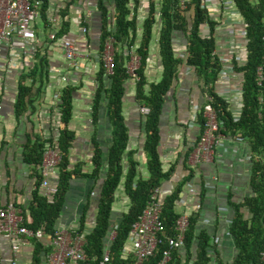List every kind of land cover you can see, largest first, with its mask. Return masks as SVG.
Wrapping results in <instances>:
<instances>
[{"label":"crops","instance_id":"0c3cea01","mask_svg":"<svg viewBox=\"0 0 264 264\" xmlns=\"http://www.w3.org/2000/svg\"><path fill=\"white\" fill-rule=\"evenodd\" d=\"M207 1L205 6L208 15L216 23L212 31L215 55H220L234 73L228 80H221L217 73L210 85L213 92L226 102L227 110L235 118L241 105V93H237L241 87V72L234 68L241 67L246 59V38L245 33L243 35L241 32L244 24L231 0ZM133 2H136L137 21L133 46L126 51L124 44H113L114 52L124 63L130 60L139 41L140 21L145 15L148 0H129L128 6L132 7ZM38 3L33 4L36 11L31 24L33 33L24 40L23 47L11 43L0 45V207L12 202L26 221L30 218L28 207L32 192L37 190L38 194L46 198L45 188L39 182L44 180L47 186H56L59 169L56 164L41 171L37 168L38 163L28 164L24 154L28 147L36 144L55 149L63 126L58 104L64 88L71 89V116L66 127L73 132L67 153V168L76 167L80 173H89L94 146L99 148L102 159H105L111 141L105 100L101 95L94 120L91 117V104L98 85L96 74L101 62L100 33L103 19L107 28H113L112 15H109L112 14V1L45 0L39 7ZM101 7L107 10L106 18ZM185 15L189 17V12ZM59 29L63 31L56 35ZM157 29L158 25L153 28L143 67L146 83L156 82L161 74ZM200 30L202 35H208L206 24ZM50 34H53L52 38ZM63 41L78 47L79 55L73 64L63 56ZM171 41L174 55L182 60L174 66L175 75L163 96L157 121L156 151L160 169L167 173L158 186L157 198L162 202L181 184L174 211L187 216L196 213L195 230H204L212 245L208 249V264H218L217 261L229 264L235 255L233 239L228 233L233 215L230 203L251 195L248 185L250 164L246 158L250 152L244 139L221 132L212 160L193 162L191 150L200 131L198 116L205 96L203 83L194 70L184 63V35L174 31ZM42 54L47 59L45 84L38 75H30ZM101 81L104 86H108L109 79L105 75ZM21 90H25L22 95ZM134 94V79L128 77L123 81L121 97V116L127 134L125 154L131 152L137 173L145 178L147 172L142 150L145 115L139 109L146 106L139 105ZM103 166L96 179L70 176L54 229L64 228L71 235L82 236L92 227L97 193L105 175V164ZM127 206L121 179L114 190L111 209L115 216L112 219L116 220ZM83 214V231L78 233L79 218ZM114 225L115 222H111L110 228ZM16 242L14 254L18 264H34L32 258L35 250L38 257L36 264H45V255L50 250L47 236L25 237ZM11 243L12 240L0 235V264H6L5 260L11 256ZM128 245L127 242L124 246L127 250ZM195 245L196 240H193L190 246L192 256Z\"/></svg>","mask_w":264,"mask_h":264},{"label":"trees","instance_id":"16d2710c","mask_svg":"<svg viewBox=\"0 0 264 264\" xmlns=\"http://www.w3.org/2000/svg\"><path fill=\"white\" fill-rule=\"evenodd\" d=\"M45 0H31V4L38 3L42 6ZM112 1V26H106L102 21L101 27V52L104 40L111 37L114 43L124 44L126 51L133 46V40L137 29L135 16L136 2L132 7L128 6L129 0ZM237 12L242 18L245 29L246 59L243 65L234 70L241 72V105L239 113L234 118L227 110L226 102L217 96L211 83L217 76L221 64L216 57L211 56L215 48L212 37L213 26L216 24L210 19L207 8L201 0H148L144 17L140 21V38L134 49V55L138 58V65L134 69L135 99L139 105L146 106L148 113L144 118V139L142 150L145 154V169L147 177H141L136 170V162L131 152L125 154L127 140L126 128L121 116V97L123 93V81L130 77L126 70V63L114 52L112 57L111 73L106 74L102 60L96 74L98 85L94 91L91 104L92 120L96 117L101 95L105 100L107 117L111 125V141L106 149L105 159H102L98 147L94 146L91 156L92 169L89 173H80L76 167L67 168V153L73 138V132L68 130L66 123L71 116L70 88H64L60 94L58 104L61 122L59 136L55 149L60 153L57 163L59 169L56 192L51 201L47 202L37 190L32 192L28 207L29 221L22 220V224L30 229L43 227L44 232L51 234L54 224L61 210L63 196L68 186L71 175L86 176L96 179L105 164V175L97 193L96 210L92 227L82 234L83 237V264H97L105 245L109 253V264H125L131 260L127 253L121 249L127 245V234L130 224L136 219L143 209L150 191L158 187L166 178L167 173L160 169L159 158L156 151L158 142L157 121L161 109L164 94L175 75L174 66L182 59L176 57L172 51L173 32L184 35L185 56L184 63L194 70V73L203 83V93L211 99V105L219 120V131L224 134L238 135L247 142L249 149V178L248 185L251 195L243 197L240 201L230 203L233 215L228 227V233L233 239L235 255L229 264H264L260 252L264 251V123L256 116L258 110L264 108V0H231ZM102 13L106 18L104 7ZM131 8V9H129ZM189 12V17L185 15ZM103 17V18H104ZM206 24L208 35L201 33V26ZM157 29L156 43L157 55L161 65L160 78L156 82L146 83L143 75V67L148 56V47L152 39L153 28ZM63 30L59 29L56 35ZM47 59L44 54L39 57L38 64L33 66L30 75H38L44 84L47 78ZM257 66L263 69V83L259 87L255 84L254 75ZM38 71V72H37ZM105 75L109 79L108 86L102 84L101 78ZM132 78V77H130ZM145 86V88H144ZM25 90H21V95ZM261 96L262 103L257 101ZM20 106V103H19ZM18 107V106H17ZM198 116L199 127L202 123L201 108ZM24 154V160L28 164H39L44 148L41 144L28 147ZM122 179L123 194L128 200L125 212L118 215L116 220L112 212L114 190ZM181 184L167 195L161 202L162 236H174V221L178 213L173 207L178 199ZM84 214L79 218L78 233L83 231ZM115 222L114 235L107 241L111 230L110 223ZM197 221L196 213L187 216V226L183 234L182 247L171 251L167 264H208V249L212 247L209 237L204 230H195ZM76 232V233H77ZM196 240L193 256L190 252L191 242ZM105 241L107 244H105ZM164 243L156 245L151 256L142 264H156L160 258ZM37 250L33 255V262H37ZM218 264H223L217 261Z\"/></svg>","mask_w":264,"mask_h":264},{"label":"built area","instance_id":"2783aa9c","mask_svg":"<svg viewBox=\"0 0 264 264\" xmlns=\"http://www.w3.org/2000/svg\"><path fill=\"white\" fill-rule=\"evenodd\" d=\"M184 0H180L182 3ZM205 6L208 1L201 0ZM235 11L236 8H235ZM36 17V11L31 4V0H0V45L3 43H11L18 47H23L24 40L29 38L33 30L31 24ZM242 34L244 35L245 29ZM51 38L53 34L49 35ZM264 43V38L262 39ZM112 38L107 37L104 40L101 52V60L106 74L111 73L113 46ZM62 51L64 58L74 63V59L79 55L78 47L68 41L62 42ZM212 57H216L221 64L218 71V78L228 80L234 76L232 68L225 65L220 55H215V51L211 52ZM138 65V58L132 54L130 60L126 63V70L130 77L134 78V69ZM223 66V67H222ZM254 81L257 86L263 83V69L257 66L255 69ZM237 93H241V87L237 89ZM209 96H204L201 105L202 123L196 142L191 150V158L193 162H210L214 155V148L218 144L221 135L219 131V120L216 112L211 105ZM259 103L263 102L261 96L257 98ZM140 112L146 115L147 107H140ZM256 116L264 123V108L257 111ZM236 118V117H235ZM249 160V155L246 157ZM60 159L58 150L51 147H45L42 159L37 168L44 171L48 167L55 166ZM41 187L45 188V197L47 202L51 201L52 195L56 192V186H47L46 181L39 182ZM158 187L153 188L145 202L141 212L136 219L130 224L127 242L129 249L123 247V253L130 254L131 260L125 264H142V262L152 255L156 245L164 243L161 250L160 258L156 264H167L171 251L182 246L183 234L187 226V215L179 214L174 221V236H162V220H161V202L157 198ZM23 216L21 211L14 206L12 202L5 203L0 207V235L13 241L10 245L11 256L5 261L6 264H18L15 260V250L17 249L18 240L25 237L41 238L47 236L49 238V252L45 255V264H69L70 262L83 261V237L79 234L71 235L67 229H54L51 234L44 232L43 227L36 229L27 228L22 224ZM115 225L112 226L108 241L114 235ZM260 256L264 259V251L260 252ZM97 264H109V253L107 246L97 260Z\"/></svg>","mask_w":264,"mask_h":264},{"label":"bare ground","instance_id":"6f19581e","mask_svg":"<svg viewBox=\"0 0 264 264\" xmlns=\"http://www.w3.org/2000/svg\"><path fill=\"white\" fill-rule=\"evenodd\" d=\"M49 243V242H48ZM17 244V243H16ZM19 248V247H18Z\"/></svg>","mask_w":264,"mask_h":264}]
</instances>
